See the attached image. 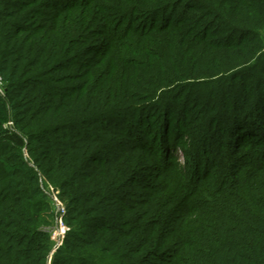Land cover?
Wrapping results in <instances>:
<instances>
[{"label": "trees", "instance_id": "16d2710c", "mask_svg": "<svg viewBox=\"0 0 264 264\" xmlns=\"http://www.w3.org/2000/svg\"><path fill=\"white\" fill-rule=\"evenodd\" d=\"M0 78V264H264V0H0Z\"/></svg>", "mask_w": 264, "mask_h": 264}, {"label": "built area", "instance_id": "2783aa9c", "mask_svg": "<svg viewBox=\"0 0 264 264\" xmlns=\"http://www.w3.org/2000/svg\"><path fill=\"white\" fill-rule=\"evenodd\" d=\"M3 94H4L3 82H2V79L0 78V95H3ZM6 126H9L10 127L11 126V122H8L5 125V127ZM52 200H53L54 205H55V208H56V215H57V217H56V220L57 221L56 222H57V224H58V226L60 228V230H57V233H56V235H57V237H56L57 238V241H56V243L54 245V249H55V248H57L60 245L61 240L63 238L64 224L62 222V217L64 216L65 211H64V206L62 205V203H59L55 198H52ZM57 224H56V226H57ZM54 249H53V251H54Z\"/></svg>", "mask_w": 264, "mask_h": 264}, {"label": "rangeland", "instance_id": "374dc122", "mask_svg": "<svg viewBox=\"0 0 264 264\" xmlns=\"http://www.w3.org/2000/svg\"><path fill=\"white\" fill-rule=\"evenodd\" d=\"M178 158H179L180 161L183 160V158L181 157V155H178ZM51 196L52 197H50L51 200H49V202H50V205L52 206V208H55V205H54V202H53L52 198H55L59 203H62V202H60L58 200V197H57L56 193L52 194ZM62 205L64 206V204H62ZM55 211H56V208H55ZM64 211H65V206H64ZM62 222L64 224V233H63V237H64L65 234L69 231V226H67V224L65 223V221H63V218H62ZM58 228H59V226L57 224V226L55 225L53 227H50V229H49L50 232L52 233V237L54 239V245H55V243L57 241V238H56L57 237V235H56L57 230H60V228L59 229ZM62 241H63V238L61 240V243H62ZM53 249H54V246H53ZM53 249H52V252H50V254H49V258L51 257V254L53 253Z\"/></svg>", "mask_w": 264, "mask_h": 264}]
</instances>
